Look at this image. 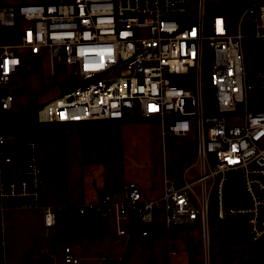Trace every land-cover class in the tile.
Returning <instances> with one entry per match:
<instances>
[{"label":"built area","instance_id":"2783aa9c","mask_svg":"<svg viewBox=\"0 0 264 264\" xmlns=\"http://www.w3.org/2000/svg\"><path fill=\"white\" fill-rule=\"evenodd\" d=\"M193 7L189 12L185 0H20L0 6V27L22 22L16 41L0 44V85L20 66L22 49L45 57L50 74L55 62L72 65L68 80H74L36 104L26 120L27 113H13L12 93L0 92V247L2 213L13 208H39L44 227L55 224L57 213L108 218L123 237L145 236L160 212L164 226L197 221L203 242L212 208L218 219L243 217L248 242L264 240V108L247 104L249 94L264 91V0H195ZM171 75L181 83L170 82ZM128 117L156 120L161 135L193 130V161L163 178L157 198L143 196L130 182L116 196L44 204L38 136L21 140L14 128ZM18 144L21 154H12ZM233 178L245 204L226 203V182ZM63 248L64 262H73ZM125 259L120 251L103 264Z\"/></svg>","mask_w":264,"mask_h":264},{"label":"crops","instance_id":"0c3cea01","mask_svg":"<svg viewBox=\"0 0 264 264\" xmlns=\"http://www.w3.org/2000/svg\"><path fill=\"white\" fill-rule=\"evenodd\" d=\"M19 1L0 0V6L16 5ZM21 23L17 18L14 26L0 27V44L15 42ZM22 52L23 49L19 51L20 57ZM137 121L148 127L141 143L130 136ZM62 125V131L46 128L37 135L44 204L93 201L105 192L116 196L120 185L130 182L140 188L143 196L157 198L163 178L176 174L166 169L161 155L164 135L154 119L128 117ZM187 148L182 168L194 159L192 141ZM40 216L39 208H13L2 213L0 264H30L29 258L44 252L51 257L52 264H103L120 251L126 253L125 264H246L251 244L243 217L218 219L212 208L208 211L204 242L197 221L164 226L160 212L154 214V225L145 236L132 237L116 236L110 219L93 215L95 233L57 234L53 226L42 225ZM65 246L74 256L73 262H64Z\"/></svg>","mask_w":264,"mask_h":264},{"label":"rangeland","instance_id":"374dc122","mask_svg":"<svg viewBox=\"0 0 264 264\" xmlns=\"http://www.w3.org/2000/svg\"><path fill=\"white\" fill-rule=\"evenodd\" d=\"M194 2L195 0H185L186 8L189 12L194 8ZM226 19L229 21L231 29L234 30L236 21L232 18V15L226 16ZM22 53L24 54H22L21 64L14 71L12 78L6 85H0V92L12 93L13 112L20 109L15 113L17 118H21L22 114H28L36 104L52 98L55 94L59 93L60 90L67 87L66 83L68 77H71L72 72V65H66L60 61L53 64V73L50 74L46 58H35L28 54L25 49ZM247 104L253 108H264V91L260 92V95L257 97L249 94L247 96ZM29 115L31 114L26 115L25 120L31 119ZM129 119L134 118L129 117ZM143 121H137L138 123L135 122L132 126L130 136L134 142L141 143L140 141L144 139L146 131L148 130L147 125ZM39 128L40 127H36L35 130ZM161 141V155L164 158L166 169L171 173L177 174V172L182 169L180 164L185 159L188 143L190 144L191 141L193 142V155L195 154L194 132L191 130L186 136L166 134L162 137ZM262 144H264V137L259 142V145L262 146ZM261 246H264V242ZM258 252L259 249L255 250L254 247L251 248L250 261L256 257L255 255H257Z\"/></svg>","mask_w":264,"mask_h":264},{"label":"trees","instance_id":"16d2710c","mask_svg":"<svg viewBox=\"0 0 264 264\" xmlns=\"http://www.w3.org/2000/svg\"><path fill=\"white\" fill-rule=\"evenodd\" d=\"M250 44V43H248ZM250 47V45H249ZM247 57L249 58V54L247 53ZM28 103V102H27ZM22 110V109H21ZM24 110V109H23ZM36 127H40L39 129L35 130ZM55 127L62 131L63 130V125L59 123H54V124H43V125H36V126H17L14 128V131L18 134L21 140H23L26 136H32V135H38L40 130L46 129V128H53ZM12 154H21L22 152V146L21 144H18L14 147H11ZM55 228V233H78V234H83V235H88L95 233L97 230L94 217L92 215L87 214H67V213H57L55 216V224L53 225ZM264 242V240L259 241V242H250V248L248 252V260L246 264H262L264 261V246H261V244ZM254 247L255 250L259 249V252L254 259H251L250 254H251V248Z\"/></svg>","mask_w":264,"mask_h":264},{"label":"water","instance_id":"95a60500","mask_svg":"<svg viewBox=\"0 0 264 264\" xmlns=\"http://www.w3.org/2000/svg\"><path fill=\"white\" fill-rule=\"evenodd\" d=\"M180 81L181 78L179 75L170 76V82L180 84L181 83ZM73 83H74L73 79L68 80L66 85L70 86ZM224 198L226 200V203L230 205L246 203V198H244L241 183L237 178L227 180ZM51 260H52L51 257L46 252H44L35 258H29L27 262L30 264H52ZM262 264H264V261L262 262Z\"/></svg>","mask_w":264,"mask_h":264}]
</instances>
